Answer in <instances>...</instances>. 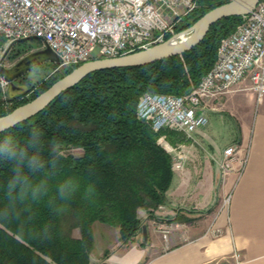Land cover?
Returning a JSON list of instances; mask_svg holds the SVG:
<instances>
[{
	"label": "trees",
	"instance_id": "obj_1",
	"mask_svg": "<svg viewBox=\"0 0 264 264\" xmlns=\"http://www.w3.org/2000/svg\"><path fill=\"white\" fill-rule=\"evenodd\" d=\"M227 1L196 0L165 40ZM239 23V16L220 19L182 54L94 71L0 133V264H90L95 222L117 228L122 243L134 237L141 226L138 210L151 218L172 179V157L159 139L170 145L186 140L138 120V99L144 93H189L214 64L220 40ZM79 65L47 76L19 99L3 100L0 88V116ZM67 148L82 154H64ZM75 228L79 238L72 236Z\"/></svg>",
	"mask_w": 264,
	"mask_h": 264
},
{
	"label": "built area",
	"instance_id": "obj_2",
	"mask_svg": "<svg viewBox=\"0 0 264 264\" xmlns=\"http://www.w3.org/2000/svg\"><path fill=\"white\" fill-rule=\"evenodd\" d=\"M196 7V0H0V39L5 46L19 39H37L54 53L52 72L56 73L163 43ZM239 17L235 30L220 40L214 64L189 93H144L135 107L136 118L154 131H177L190 138L206 126L205 113L242 82L248 81L256 96H263L264 0ZM6 86L0 77L1 90ZM159 144L171 155L172 169H181L184 155L164 137ZM213 160L223 176L234 170L235 162L241 172L246 156L230 144ZM162 233L166 239L168 229Z\"/></svg>",
	"mask_w": 264,
	"mask_h": 264
},
{
	"label": "crops",
	"instance_id": "obj_3",
	"mask_svg": "<svg viewBox=\"0 0 264 264\" xmlns=\"http://www.w3.org/2000/svg\"><path fill=\"white\" fill-rule=\"evenodd\" d=\"M238 87L216 104L224 107L233 101L247 106L234 109L237 136L227 144L237 145L240 156L245 154L242 171H237L235 162L233 171L219 174L213 158L222 149L213 141L198 144L183 133L185 142L170 145L165 140L182 150L178 152L185 162L181 169H173L163 205L151 218L147 211L138 210L140 229L126 243L119 240L117 228L111 231L95 222L90 264H264V95L257 97L251 88ZM203 131L195 133L204 135ZM177 217L185 220L174 221ZM142 227H146V238ZM73 234L80 237L79 230ZM108 236L113 241L104 245Z\"/></svg>",
	"mask_w": 264,
	"mask_h": 264
},
{
	"label": "water",
	"instance_id": "obj_4",
	"mask_svg": "<svg viewBox=\"0 0 264 264\" xmlns=\"http://www.w3.org/2000/svg\"><path fill=\"white\" fill-rule=\"evenodd\" d=\"M258 1L259 0H228L223 4L212 8L203 14L189 28L175 34L163 43L125 55L96 58L80 64L78 67L72 69L69 73L63 75L61 78L52 83L45 91L37 95L34 99L14 108L9 113L0 116V133L36 115L49 103H51L60 93L71 88L85 76L94 71L109 68L143 66L186 52L197 45L205 37L212 24L226 17L240 16L248 13L254 8ZM178 34H188V36L184 40L179 41L174 45H170V41L174 37H178ZM21 40L25 39L15 40L9 43L5 47L0 58V77L7 83V92L17 87L14 84V80L18 74H11L13 67H4L2 65V61L11 46L15 42ZM30 55H39V62L43 60L56 62L57 60L54 53L48 47L39 49ZM25 58L26 57L21 59L18 64H20ZM32 66L33 64L26 65L21 72L28 70V68ZM142 229L144 238H146V227H142Z\"/></svg>",
	"mask_w": 264,
	"mask_h": 264
},
{
	"label": "rangeland",
	"instance_id": "obj_5",
	"mask_svg": "<svg viewBox=\"0 0 264 264\" xmlns=\"http://www.w3.org/2000/svg\"><path fill=\"white\" fill-rule=\"evenodd\" d=\"M176 34V33H175ZM3 47V48H2ZM4 41L0 39V58L2 56V53L4 51ZM32 48L35 50L43 48L41 43L35 39V38H29L25 40H21L18 42H15L9 51L7 52L6 56L4 57L2 61V65L6 68H9L11 65H14V63L22 57L26 52L30 51ZM55 67V62L49 61V60H43L40 63L28 68L27 71H23V76L20 78L19 81H15L14 84L16 86L22 85L25 88H27V92L25 94H29L34 89V86L40 82L42 79H45L47 76L53 74L52 70ZM63 72V71H62ZM62 72H56L54 74H62ZM239 86V87H238ZM236 87L242 88V89H248L250 88V83L245 82L241 85H238ZM234 87V88H236ZM233 88V89H234ZM2 91V90H1ZM3 93V100H14L17 98H14L12 95L15 93L13 90H9L7 92V86L5 90L2 91ZM221 102V101H220ZM219 103V102H217ZM247 106H242L239 102H228L227 106L222 107V105L215 104L214 110L207 111L205 113V117L207 119V124L204 128H202V131L204 132V135H198L195 132L191 134L192 138L198 142V144H207L210 143V141H213L215 146L218 147L220 150L223 149L227 144H229L233 139L237 136V122L235 117H233L234 109H239ZM219 110V111H217ZM170 131V130H169ZM188 138V137H186ZM191 140V138H188ZM191 143V141H190ZM161 145V144H160ZM162 146V145H161ZM163 147V146H162ZM178 151H182L181 149H177ZM64 154H70L73 156H80L82 154V150L78 148H67L62 151ZM182 154V153H179ZM185 162V158L183 163ZM183 167V164H182ZM173 171V170H172ZM174 172V171H173ZM140 215H143L142 212H140ZM161 221V220H160ZM164 221V220H162ZM142 222V221H141ZM111 231H114L115 228L110 227L106 225ZM78 230L77 228L72 230V236L74 235L75 231ZM115 235V233L113 232ZM75 238V237H74ZM103 239V238H101ZM113 239H111V236H108V238L103 243L104 245L111 244ZM102 244V245H103ZM99 245H97L96 251L97 254L100 253ZM100 259V257H99ZM102 260V257H101ZM95 264H100V261Z\"/></svg>",
	"mask_w": 264,
	"mask_h": 264
},
{
	"label": "flooded vegetation",
	"instance_id": "obj_6",
	"mask_svg": "<svg viewBox=\"0 0 264 264\" xmlns=\"http://www.w3.org/2000/svg\"><path fill=\"white\" fill-rule=\"evenodd\" d=\"M38 50H39V49H38ZM38 50H33V51H28V52H26L22 57H20V58L14 63V65H11V66H10V67H13L11 74H13V75L18 74L17 77L15 78L14 82H15V81H19L20 78H22V76H23V72H21V71L26 67V65H28V64H33V66H34V65L40 63V62H39V55H30L31 53H33V52H35V51H38ZM28 55H29V56H28ZM24 57H26V58H25L20 64H18V63L21 61V59H23ZM17 64H18V65H17ZM26 71H27V70H26ZM27 90H28V89L25 88L24 86H22V85H18L17 87L13 88V91L15 92V93L13 94V97H14V98H17V99L22 98V97H24V96L27 95V94H25V93L27 92Z\"/></svg>",
	"mask_w": 264,
	"mask_h": 264
},
{
	"label": "bare ground",
	"instance_id": "obj_7",
	"mask_svg": "<svg viewBox=\"0 0 264 264\" xmlns=\"http://www.w3.org/2000/svg\"><path fill=\"white\" fill-rule=\"evenodd\" d=\"M188 34H178V37H174L171 41H170V45H174L176 43H178L179 41L184 40L185 38H187Z\"/></svg>",
	"mask_w": 264,
	"mask_h": 264
},
{
	"label": "clouds",
	"instance_id": "obj_8",
	"mask_svg": "<svg viewBox=\"0 0 264 264\" xmlns=\"http://www.w3.org/2000/svg\"><path fill=\"white\" fill-rule=\"evenodd\" d=\"M7 154H12L11 152L7 153Z\"/></svg>",
	"mask_w": 264,
	"mask_h": 264
}]
</instances>
